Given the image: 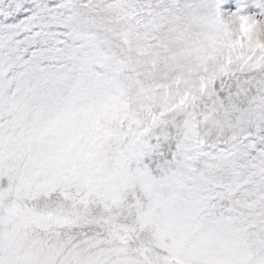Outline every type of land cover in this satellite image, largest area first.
<instances>
[{
    "label": "snow or ice",
    "instance_id": "snow-or-ice-1",
    "mask_svg": "<svg viewBox=\"0 0 264 264\" xmlns=\"http://www.w3.org/2000/svg\"><path fill=\"white\" fill-rule=\"evenodd\" d=\"M0 264H264V0H0Z\"/></svg>",
    "mask_w": 264,
    "mask_h": 264
},
{
    "label": "rangeland",
    "instance_id": "rangeland-1",
    "mask_svg": "<svg viewBox=\"0 0 264 264\" xmlns=\"http://www.w3.org/2000/svg\"><path fill=\"white\" fill-rule=\"evenodd\" d=\"M223 7V6H222Z\"/></svg>",
    "mask_w": 264,
    "mask_h": 264
}]
</instances>
